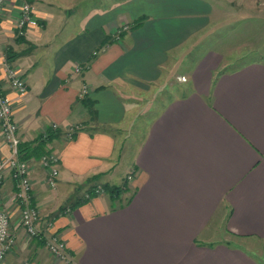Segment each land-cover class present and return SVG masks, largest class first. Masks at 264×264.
<instances>
[{
    "label": "crops",
    "instance_id": "0c3cea01",
    "mask_svg": "<svg viewBox=\"0 0 264 264\" xmlns=\"http://www.w3.org/2000/svg\"><path fill=\"white\" fill-rule=\"evenodd\" d=\"M26 1L38 25L18 38L23 0H9L0 74L9 66L26 81L22 96L4 83L20 143L53 125L60 131L47 146L59 158L55 189L39 160H27L40 233L52 223L69 264H262L255 251L264 246V61L228 70L208 49L186 75L177 72L215 28L242 24V0ZM176 78L189 91L154 113L156 91ZM128 146L134 154L113 185L125 189L71 207L76 185L99 176L112 185ZM9 155L0 136V157ZM15 193L6 175L1 206L16 244L3 264H68L17 228Z\"/></svg>",
    "mask_w": 264,
    "mask_h": 264
},
{
    "label": "built area",
    "instance_id": "2783aa9c",
    "mask_svg": "<svg viewBox=\"0 0 264 264\" xmlns=\"http://www.w3.org/2000/svg\"><path fill=\"white\" fill-rule=\"evenodd\" d=\"M9 0H0V19L3 18ZM38 25V20L34 15V10L28 1L23 0L19 8V18L15 24L16 36L23 37L29 27ZM80 68L75 69V73H79ZM5 84L17 95L25 94L27 85L19 72L9 66H6L0 74V136L2 141L10 148V155L0 157V264H3L7 255L12 252L15 247V237L12 233L10 216L1 206L2 186L6 175H10L16 182V193L14 199L20 203L21 211L17 221V228L24 230L29 239L40 238L43 240L45 248L57 260L70 263L71 259L66 251L64 243L56 234L50 232L52 228L51 222H46V234L40 233L37 228L40 221V215L35 208L30 207L32 184L29 177V165L27 161H22L18 155V146L20 140L17 134V126L13 121L14 102L5 93ZM89 93L87 87L81 92V97ZM54 130L56 126H51ZM78 131V127L66 129L65 138L71 140L73 135ZM46 132V131H45ZM45 132L43 134H45ZM39 162L46 173L45 183L48 188L55 189L58 178L59 158L52 153L43 155ZM128 180L132 179L130 175ZM96 195L100 196L104 193L101 188L95 190ZM69 212V210H67Z\"/></svg>",
    "mask_w": 264,
    "mask_h": 264
},
{
    "label": "rangeland",
    "instance_id": "374dc122",
    "mask_svg": "<svg viewBox=\"0 0 264 264\" xmlns=\"http://www.w3.org/2000/svg\"><path fill=\"white\" fill-rule=\"evenodd\" d=\"M240 8H242V13H240L242 14V24L230 23V26H227L228 28H215V30L212 31V36L207 37V41H203L196 50L183 56L182 62L178 66V74L186 75L195 62L198 61L202 57V54L208 49H214L220 52L224 58V67L228 70H235L248 62L264 61V0H242V7H239V9ZM189 87V83L184 82L183 78L182 80L176 78L172 83L160 86L156 91V96H158L157 99H159V101L156 103L154 109H152L153 112H157L166 101L186 94L189 91ZM151 112L147 117V121L151 118ZM146 123L147 122L144 124ZM141 124L142 126L138 125L136 128L138 133H136L137 137H135V144L133 147L141 142L148 123L145 126L143 122ZM126 151L127 154H123L120 160L121 166L117 168L118 173L115 174L112 181H109L112 185H119L120 180L124 176L122 171H124L126 164L130 162L132 154H134L131 146H128ZM82 184L83 183L76 185L79 189L70 197L68 201L69 205L76 199L79 200L84 198L89 192L91 185L99 186L98 188H100L104 184H107V181L105 178L99 176L92 180L89 185L85 183L86 187H83ZM220 236H223L222 231L214 237V240ZM250 243L257 245L255 241H251ZM257 246L255 257L264 264V246L261 244Z\"/></svg>",
    "mask_w": 264,
    "mask_h": 264
},
{
    "label": "trees",
    "instance_id": "16d2710c",
    "mask_svg": "<svg viewBox=\"0 0 264 264\" xmlns=\"http://www.w3.org/2000/svg\"><path fill=\"white\" fill-rule=\"evenodd\" d=\"M20 38V37H19ZM90 113L93 115V111L91 108H89ZM92 111V112H91ZM60 131L58 129L54 130L52 127H49L46 129L45 134H42L40 137L35 139L34 141L30 143H20L18 146V155L20 160L27 161L30 159H36L39 160L43 155H45L48 151V144L52 142L56 137L59 136ZM75 136L73 135L72 138ZM106 194L109 195H116L118 196L121 191L125 189V186H113L109 184H104L100 187ZM96 187H92L89 189V192L87 193V196L84 198H81L75 202V204L71 205V207H75L78 205L86 204L90 198L97 196L96 195Z\"/></svg>",
    "mask_w": 264,
    "mask_h": 264
}]
</instances>
